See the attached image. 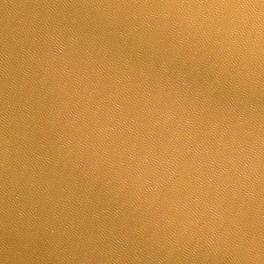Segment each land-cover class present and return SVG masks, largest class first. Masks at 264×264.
<instances>
[{
  "label": "water",
  "instance_id": "1",
  "mask_svg": "<svg viewBox=\"0 0 264 264\" xmlns=\"http://www.w3.org/2000/svg\"><path fill=\"white\" fill-rule=\"evenodd\" d=\"M0 264H264V0H0Z\"/></svg>",
  "mask_w": 264,
  "mask_h": 264
}]
</instances>
